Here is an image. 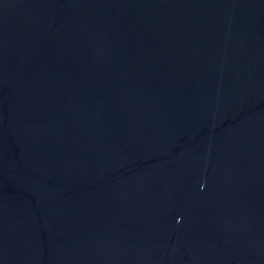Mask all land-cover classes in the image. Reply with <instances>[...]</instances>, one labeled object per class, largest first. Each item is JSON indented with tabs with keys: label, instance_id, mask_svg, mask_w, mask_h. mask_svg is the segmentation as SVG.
I'll return each mask as SVG.
<instances>
[{
	"label": "water",
	"instance_id": "water-1",
	"mask_svg": "<svg viewBox=\"0 0 264 264\" xmlns=\"http://www.w3.org/2000/svg\"><path fill=\"white\" fill-rule=\"evenodd\" d=\"M0 264H264V0H0Z\"/></svg>",
	"mask_w": 264,
	"mask_h": 264
}]
</instances>
